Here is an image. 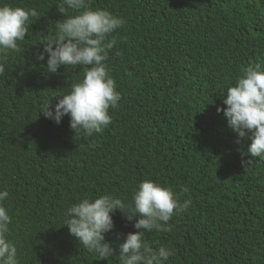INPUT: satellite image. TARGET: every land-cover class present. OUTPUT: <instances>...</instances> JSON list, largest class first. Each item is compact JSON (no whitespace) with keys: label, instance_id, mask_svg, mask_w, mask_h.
I'll use <instances>...</instances> for the list:
<instances>
[{"label":"trees","instance_id":"1","mask_svg":"<svg viewBox=\"0 0 264 264\" xmlns=\"http://www.w3.org/2000/svg\"><path fill=\"white\" fill-rule=\"evenodd\" d=\"M6 2L40 14L21 50L0 61V189L14 201L8 235L19 264H118L119 243L137 231L124 212L111 213L109 259L69 239L64 213L104 194L130 206L146 179L189 202L171 231L145 234L153 248L173 249L166 264H264V158L246 157L250 136L238 142L217 112L244 68H264V0H88L125 22L105 61L121 100L91 136L67 115L56 124L39 113L84 72L49 73L47 57L36 58L64 18L59 0Z\"/></svg>","mask_w":264,"mask_h":264},{"label":"clouds","instance_id":"2","mask_svg":"<svg viewBox=\"0 0 264 264\" xmlns=\"http://www.w3.org/2000/svg\"><path fill=\"white\" fill-rule=\"evenodd\" d=\"M56 6L64 18L57 21L55 33L41 42L43 49L36 52V58L43 61L47 57L49 73H57L61 66H82L84 72L68 92L53 93L45 100L39 113L56 124L69 116V126L75 133H102L112 122L109 109H116L121 100L105 64L108 50L115 44V38L109 36L125 22L105 9H93L88 0H59ZM39 16L36 8L0 0V61L6 60L10 52L21 50L19 42L25 40L29 26ZM3 73L4 64L0 63V74ZM226 89L221 94L227 107H217V112L223 111L228 127L238 134V142L250 136L246 157L248 153L264 158V68H244L235 84ZM52 97L58 98L54 105ZM8 195L0 189V264H19L13 235H8L11 211L15 209ZM188 206L189 202H181L171 187L146 179L133 190L130 206L108 194L86 197L67 207L62 225H66L64 233L74 244L95 253L97 259H109L117 253L105 234L114 228L111 213L119 209L137 231L127 233L119 243L118 264H166L174 255L173 249L153 248L145 234L171 231L170 219Z\"/></svg>","mask_w":264,"mask_h":264}]
</instances>
